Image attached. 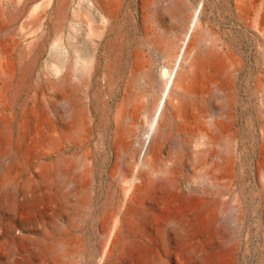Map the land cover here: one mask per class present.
<instances>
[{"label": "rangeland", "instance_id": "obj_1", "mask_svg": "<svg viewBox=\"0 0 264 264\" xmlns=\"http://www.w3.org/2000/svg\"><path fill=\"white\" fill-rule=\"evenodd\" d=\"M189 1L194 8L202 2ZM63 3H67L65 18L56 23L55 9ZM202 4V26L217 36V46L229 61L216 82L221 95L213 94L214 103H221V109L208 108L201 114L211 123L228 120L216 148L225 149L229 163L207 181L204 175L209 165L197 163L192 152L184 151L176 177L180 188L197 184L202 202L217 207L218 215L212 222L203 206L199 229L206 256L213 264H264V30L252 26V9L245 17L238 16L235 0H205ZM128 11L136 12L135 0L123 1V14ZM89 23L85 0H0V65L11 74L8 85L0 90V123L4 127L0 130V264H15L14 259L22 255V264H38L50 240L65 246L68 264L100 262L102 242L109 230L107 213L117 206L124 192L110 147L113 112L123 82L108 88L102 68L93 78L79 80L88 110L85 139L80 147L70 145L65 152L86 158L81 168L87 173L80 181L75 173L69 174L76 190L87 193L86 202L79 204L71 196L70 183L58 185L54 176L52 181H44L38 172L42 162L56 158L49 149L48 136L56 122L57 103L48 82L67 69L73 49H86ZM133 38H141L139 28ZM144 53L152 63L153 82L146 85L150 90L144 97L147 101L161 92L162 72L170 57L147 48ZM30 58L35 61L24 78L21 68ZM147 81L148 77L142 76L140 90ZM16 85L21 89L13 97ZM40 100L46 104V118L41 116ZM166 112L169 115L170 108ZM172 148L169 141L164 153ZM5 179H11L13 188L4 187ZM25 192L43 193L33 201L40 211L26 213L31 204L22 199ZM154 199L150 197L151 202ZM190 202L183 205L187 214ZM147 246L155 247L154 243ZM141 254L139 248L117 247L109 263L138 264ZM193 264L206 262L202 259Z\"/></svg>", "mask_w": 264, "mask_h": 264}, {"label": "bare ground", "instance_id": "obj_2", "mask_svg": "<svg viewBox=\"0 0 264 264\" xmlns=\"http://www.w3.org/2000/svg\"><path fill=\"white\" fill-rule=\"evenodd\" d=\"M123 1L85 0L90 22L86 49L83 52L73 49V60L67 69L48 82L57 103L56 122L48 136L49 149L56 158L53 162H42L39 175L44 181H52L54 176L58 185L70 183L71 196L79 204L86 202L87 193L77 191L76 183L69 176L75 173L80 181L86 175L87 170L81 168L86 158H75L65 151L70 145H81L85 139L88 110L81 97L79 80L93 78L102 68L108 88L123 82L120 101L113 112L110 147L124 192L117 206L107 213L109 230L102 242L99 264H112L109 261L117 247L139 248L142 254L138 264H191L202 259L206 264H213L206 256L199 229L203 206L208 209L206 218L212 222L218 215L217 207L202 202L197 184L180 188L176 172L184 151L192 152L197 163L209 165L208 176L204 175L207 181L228 166L227 152L216 148L224 137L228 120L211 123L202 119L201 112H207L208 108L221 109L222 104L214 103L213 99L214 95H221L222 89L216 82L219 73L226 69L229 57L218 48L217 36L202 26L205 0L196 8L189 0H135L136 12L128 11L126 16ZM235 7L240 18L252 9V26L264 30V0H235ZM66 8L67 3L56 7L59 19L56 23L65 18ZM137 28L141 38L135 41L133 35ZM144 48L170 57L167 69L162 72L161 92L147 101L144 97L150 89L146 85L151 86L153 80L152 63ZM34 61L35 58H30L21 68L24 78ZM9 72L0 65V90L11 80ZM145 75L148 81L144 82L142 91L141 78ZM20 89L19 85L14 86L13 97ZM39 102L41 116L46 118V104ZM167 108H170L169 115H166ZM1 123L0 130H4ZM169 141L174 148L164 153ZM4 187L13 188L11 179H5ZM42 195L23 193L22 199L31 204L27 214L40 211L33 201ZM188 201H191V216L183 207ZM147 243H154V249H149ZM46 247V254L38 264L69 263L65 246L50 240ZM23 260L22 255L14 262L22 264Z\"/></svg>", "mask_w": 264, "mask_h": 264}]
</instances>
